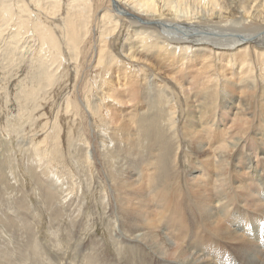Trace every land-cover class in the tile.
<instances>
[{"label":"bare ground","instance_id":"bare-ground-1","mask_svg":"<svg viewBox=\"0 0 264 264\" xmlns=\"http://www.w3.org/2000/svg\"><path fill=\"white\" fill-rule=\"evenodd\" d=\"M1 40L12 120L50 116L26 140L37 161L83 120L114 142L103 160L128 167L112 164L113 220L132 264H264V0H0Z\"/></svg>","mask_w":264,"mask_h":264},{"label":"rangeland","instance_id":"rangeland-1","mask_svg":"<svg viewBox=\"0 0 264 264\" xmlns=\"http://www.w3.org/2000/svg\"><path fill=\"white\" fill-rule=\"evenodd\" d=\"M125 32L126 29H123L113 36L117 51L124 40ZM0 45L1 56L6 44L1 40ZM1 65L0 60V87L6 82ZM89 88L95 94V86ZM89 88L81 86L77 90L78 98L86 94ZM3 95L4 91L0 88V264H48L47 258L50 262H59L58 264H132L131 254L123 251L119 236L115 234L113 220L116 195L120 197L117 183H121L112 180V164L115 169H122L124 172L128 167L120 157L118 160L113 159L114 163L111 162L112 159L106 164L103 160V153L112 154L107 153V148L111 149L110 152L113 151L114 142L105 143L101 149V143L94 141L89 126L83 120L81 130L77 131L78 140L73 137L74 142L71 137L66 142L61 131L60 150L58 148L56 151L58 153L54 151L48 161L44 158L39 162L37 156L30 151L27 141L29 135L33 136L34 132L39 131L45 119L50 116H47V113L46 118L45 115L40 116L41 118L32 115L31 119L14 122L10 109L16 107L15 97H8L6 104L1 101ZM57 95L58 93L54 97L56 101ZM59 100L61 102V99ZM10 101L15 106H11ZM49 106L47 102L44 108L49 110ZM56 108L57 106H53L51 118H54L52 116ZM61 110L63 111V108ZM5 117L9 121L4 124L2 121H5ZM61 118L62 116L58 117V121L64 117ZM74 133L77 137L76 129ZM83 133L85 140L91 142L97 152L96 164L91 169L85 162L84 146L87 145L82 139ZM170 134L169 136L174 138V135ZM124 143L123 145L126 144ZM97 145L100 146L97 148ZM149 153L152 154L151 157L154 156L153 152ZM241 174L244 175L242 172ZM124 175H127V172L122 173L125 178ZM197 176L203 181L202 175ZM123 177L121 178L124 180ZM235 236L230 239L222 238L224 240L221 239V246H224L220 251L225 254L236 251L233 248L238 243ZM257 237L260 240H263L260 237L264 238L263 235ZM142 257L152 261L148 254ZM133 259L137 260L136 255H133Z\"/></svg>","mask_w":264,"mask_h":264}]
</instances>
